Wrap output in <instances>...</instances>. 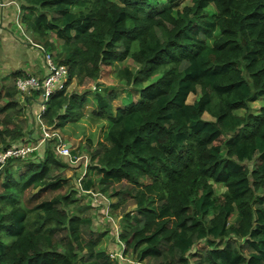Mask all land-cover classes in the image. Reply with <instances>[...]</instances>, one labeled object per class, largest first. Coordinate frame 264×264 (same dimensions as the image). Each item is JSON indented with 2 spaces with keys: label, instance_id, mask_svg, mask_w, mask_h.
I'll use <instances>...</instances> for the list:
<instances>
[{
  "label": "trees",
  "instance_id": "16d2710c",
  "mask_svg": "<svg viewBox=\"0 0 264 264\" xmlns=\"http://www.w3.org/2000/svg\"><path fill=\"white\" fill-rule=\"evenodd\" d=\"M17 1L26 29L65 50L53 56L68 84L97 81L126 58L137 65L115 70L135 99L113 111L116 95L95 93L93 115L108 127L88 163L102 190L124 182L133 199L123 254L150 264H264V105L249 106L264 98V0H189L181 9L180 0ZM18 74H0V148L26 134ZM85 103V93L56 92L40 119L60 129ZM35 154L0 167V264H124L98 247L103 233L76 205L68 163L49 148ZM93 183L83 178L82 189Z\"/></svg>",
  "mask_w": 264,
  "mask_h": 264
},
{
  "label": "rangeland",
  "instance_id": "374dc122",
  "mask_svg": "<svg viewBox=\"0 0 264 264\" xmlns=\"http://www.w3.org/2000/svg\"><path fill=\"white\" fill-rule=\"evenodd\" d=\"M191 1L189 0H180L178 7L183 8V5L190 4ZM14 9L16 12V6L14 5ZM15 25V24H14ZM18 26V25H17ZM17 26L15 25V28L18 30ZM22 26H24V35L33 42L37 43L39 46L43 44L46 40L52 42L54 44V48H48L46 50L50 54L54 55L60 52H65L62 46L58 45V41L55 38H52L49 36L39 37L35 33L29 32L28 29H26V26L24 25L22 21ZM19 35L21 36V32L18 31ZM22 37V36H21ZM23 38V37H22ZM21 39V38H20ZM25 44L28 46H31L28 44L24 38L21 39ZM28 41V40H27ZM211 39L209 40V42ZM44 46V45H43ZM33 47V46H31ZM36 48V47H34ZM38 49V48H36ZM40 51L41 57H42V51ZM3 54L1 55V57ZM54 57V56H53ZM60 58V57H59ZM58 58V59H59ZM57 61V60H56ZM3 65V64H2ZM0 65V67H2ZM129 66L130 69L133 71L137 68V65L134 63V61L130 58H127L123 60L122 62L114 63L110 66L103 67V73L101 75V80L98 79L97 81H84L83 84H79L76 79H74L69 85H68V92H78V93H85L87 94V103L88 108L87 111L95 107L96 100L94 98V91H88L90 88V85H96L97 91L104 92L105 94L108 93V91H113V94H115V98L112 102L115 106L120 105L124 102H126L129 97L135 99L137 97V92L134 91L133 87L130 85H127L123 80H120L115 73V70L118 67H124ZM7 69L1 70V76H4V73ZM98 83V84H97ZM100 89V90H99ZM88 91V92H87ZM201 91L200 88L197 87L196 92L191 93L188 98L187 102L192 103L196 99L200 97ZM21 98V97H20ZM25 98H21L19 101V106L24 104L23 112L16 118L17 123L22 125L23 130L25 131V135L22 138H19L17 140V143H30V144H36L42 137L41 135V126L37 120L38 110L36 106H33V102L30 101L28 103ZM34 101V104L36 103V99H32ZM264 105V98L258 99L256 101H253L250 103V110L253 113L258 112V109L260 106ZM238 115H244L245 109H238L235 111ZM85 116V115H84ZM87 119V123L89 125V129L87 130V124L85 118H78L75 120H68L66 123L58 129V132L62 135L64 138L63 142L71 141L74 142L73 145L76 147V152L80 154V152H83L88 156V159L90 157L91 152L93 149L97 146L99 141H102L103 139V130L105 129L102 119H93L91 113H89L88 116H85ZM203 118L205 119H211V117L204 113ZM49 127V126H48ZM53 128V127H50ZM86 131H88V134L86 135ZM83 140V142L81 141ZM10 141V140H9ZM26 141V142H25ZM49 141V142H48ZM48 142V143H47ZM46 143L48 146H46ZM55 144L56 141L51 139H47L43 144L39 145L38 150H36L34 153L37 158H41L44 155L45 149L49 148L52 149L55 152ZM80 147V148H79ZM63 161L68 163V166L64 169L63 173L66 177L70 179V189H75L77 192H75L74 197L78 199L76 205L79 207V210L83 213L90 214L92 218V228L94 231L98 234H102L100 238V242L98 247L102 250H105L107 252H117L120 250V245L117 242V238L115 236L116 231L118 233L121 232L122 226H123V216L126 213L133 214L135 205L133 203V199L128 196L127 189L124 185V182L116 183L110 185L105 191L102 190L101 186L97 179L98 174L95 173L90 174V178L94 181L93 186L88 190L89 192L84 193L80 191L82 188V179L85 178L84 172L85 169H81L82 165L74 167L76 164L75 162H72L69 157H61ZM78 161V160H77ZM70 163V164H69ZM90 164V160L88 162ZM81 164V163H80ZM84 164V162H82ZM84 167V166H83ZM79 179H81L80 186ZM142 181L145 179L142 178ZM215 187V193L220 194L222 191H224V188L221 187L218 184H214ZM67 190V187L65 188ZM64 192V189L62 190ZM123 194V195H122ZM98 195L97 197H94ZM121 196H123L121 202H119V205L116 208H113L110 206L112 203H117L120 201ZM105 197V199H103ZM221 197V196H220ZM237 217V213H233L231 218L229 219V222L232 223L235 221ZM204 240L199 241L192 250L201 247L204 245ZM125 260L121 261V263L124 264H138V260L134 259V257L131 254H124ZM146 262V261H145ZM147 263V262H146ZM150 264V263H147ZM152 264V263H151Z\"/></svg>",
  "mask_w": 264,
  "mask_h": 264
},
{
  "label": "built area",
  "instance_id": "2783aa9c",
  "mask_svg": "<svg viewBox=\"0 0 264 264\" xmlns=\"http://www.w3.org/2000/svg\"><path fill=\"white\" fill-rule=\"evenodd\" d=\"M4 1H0V5H4ZM16 6V12L14 13L13 22L17 26L18 31L21 32V36L24 40L33 47H36L42 51V59L46 66V74L43 76H38L30 73H25L23 75H19L15 78V88L22 98L26 96L32 95L33 92H37L40 94V99H38V115L37 120L41 126V139L36 144L30 143H10L8 146L0 148V167H2L5 162L10 158H20L25 159L30 157L32 153L38 150L39 145L43 144L47 139H53L56 141L55 144V153L61 157H69L72 162H76L81 159L76 154L72 155L70 146L63 142L59 133L54 129L45 126L41 119L40 115L46 109L48 99L56 92L65 91L68 88V78H69V69L66 65L60 64L55 60L52 54L44 50V48L37 43L33 42L29 38L26 39L24 35V26H22V15L23 10L20 7V4L17 2H11ZM28 40V41H27ZM26 142V141H25ZM81 179H79L80 186ZM81 191L84 193L89 192L88 190H84L81 188ZM98 195L94 196L97 197ZM118 243L120 244V250L117 252H109V256L112 259H118L120 262L125 260V256L123 254L124 243L119 239V233L116 231L115 234ZM138 264H147L146 262H139Z\"/></svg>",
  "mask_w": 264,
  "mask_h": 264
},
{
  "label": "crops",
  "instance_id": "0c3cea01",
  "mask_svg": "<svg viewBox=\"0 0 264 264\" xmlns=\"http://www.w3.org/2000/svg\"><path fill=\"white\" fill-rule=\"evenodd\" d=\"M0 1H4L3 3H5L4 5H0V65L3 64L2 67H0V74H1V70L7 69L4 73V75H7V74L14 72V71H19L20 74H18L17 76L23 75L25 73L43 76L44 74H46L47 70H46V66L43 62V59L41 57L40 51L34 47L28 46L23 41H21V39L23 40V38L19 35L18 30L15 28V25L13 22L15 9H14V5L11 2H17V3H19V2L17 0H0ZM2 54H3V56L1 57ZM103 70L104 69L102 68L101 75L103 73ZM120 80H122V79H120ZM89 88H90L88 90L89 92L90 91H94V93L98 92L96 89V85H94V84L90 85ZM134 91H136V90H134ZM100 93L105 95L104 92H100ZM108 93H113V91H108ZM87 94H86V103H85L84 107L82 108L81 118L86 119L85 116H88L89 113H91L93 119H99V120L102 119L104 127H105V129L103 130V138H104L106 131H107V127H108V120L106 118H97L93 115L92 111L95 109V107L97 105V101H96L95 107H93L92 109L87 111V108L89 107L88 103H87V101H88L87 100V98H88ZM137 96H138V92H137ZM20 97H21V95L18 94L19 100L22 98V97L21 98ZM27 98H28V100H27ZM27 98H25L24 101L26 100L28 103H30V101H32L33 106H36L37 110H38V108H39L38 99H40V94L37 92H33L31 97H27ZM33 98L36 99L35 104H34V101L32 100ZM94 98H95V94H94ZM131 99H133V98L129 97V99L126 102H124L120 105H117V106H115L114 104L111 103L112 110L114 111L117 107L123 106L124 104L128 103ZM95 100H96V98H95ZM86 124H87V130H88L89 125L87 123V119H86ZM54 129L58 132V129H56V128H54ZM86 132H87L86 133V135H87L88 131H86ZM58 133H59L60 137L64 140V138L62 137L60 132H58ZM81 141L83 142V140H81ZM17 142L18 141H14L12 143L16 144ZM65 143L70 146V150H71L72 155L76 154L78 157H81V159H79L78 161H76L74 163V164H76L74 167L82 165L80 170L85 169V171H86V172H84V174H85L84 179L90 178V174H92V173H95L97 175L96 171L90 170L88 168V162L90 160V157L88 159V156L86 154H84L83 152H80V154L76 153L79 151H76L77 146L73 145L74 142L67 141ZM82 162H84V164H82ZM103 199H105V197ZM141 262H145V261H141Z\"/></svg>",
  "mask_w": 264,
  "mask_h": 264
},
{
  "label": "clouds",
  "instance_id": "9594fccd",
  "mask_svg": "<svg viewBox=\"0 0 264 264\" xmlns=\"http://www.w3.org/2000/svg\"><path fill=\"white\" fill-rule=\"evenodd\" d=\"M85 175V174H84ZM118 242V241H117ZM120 245V244H119ZM121 248V247H120ZM124 250V249H123ZM109 253V252H108ZM111 258V257H110ZM115 259V258H114ZM118 260V259H117ZM119 261V260H118ZM140 262V261H139Z\"/></svg>",
  "mask_w": 264,
  "mask_h": 264
}]
</instances>
